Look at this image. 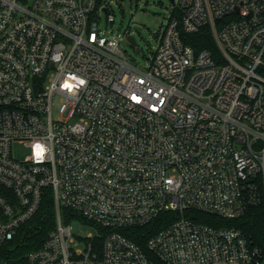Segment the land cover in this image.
<instances>
[{
    "label": "built area",
    "instance_id": "1",
    "mask_svg": "<svg viewBox=\"0 0 264 264\" xmlns=\"http://www.w3.org/2000/svg\"><path fill=\"white\" fill-rule=\"evenodd\" d=\"M172 6L140 68L103 35L108 0H0V249L46 191L55 207L40 246L0 264H264L240 230L185 216L264 202V0ZM202 28L216 54L182 40ZM167 214L145 249L122 233Z\"/></svg>",
    "mask_w": 264,
    "mask_h": 264
},
{
    "label": "trees",
    "instance_id": "2",
    "mask_svg": "<svg viewBox=\"0 0 264 264\" xmlns=\"http://www.w3.org/2000/svg\"><path fill=\"white\" fill-rule=\"evenodd\" d=\"M182 40L196 51L207 49L216 54L215 45L208 28H202L193 35H182ZM61 215L65 221L76 220L84 222L78 215L68 210L62 209ZM185 216L198 223L215 228L227 227L238 229L245 235L249 244L257 248L264 255V202L250 207L243 216L233 220H224L196 211H189ZM174 218L175 216L172 214L162 215L148 226L127 229L122 231V233L141 246L142 249H145L147 240L158 231L166 228L168 222ZM54 220L55 207L53 198L50 191H46L37 213L19 229L12 242L0 249V260L16 259L40 246L50 230L53 229Z\"/></svg>",
    "mask_w": 264,
    "mask_h": 264
},
{
    "label": "rangeland",
    "instance_id": "3",
    "mask_svg": "<svg viewBox=\"0 0 264 264\" xmlns=\"http://www.w3.org/2000/svg\"><path fill=\"white\" fill-rule=\"evenodd\" d=\"M108 2L114 15V23L108 28L105 14H101L100 25L103 35L118 39V49L131 64L147 68L157 45V36L173 12V6L168 0H108ZM127 36L135 38L136 47L128 43ZM136 48L140 51L135 55ZM15 152L18 157L26 153L22 149H17ZM64 222L73 223L65 219ZM89 234L95 236L97 230L88 225L79 224L78 235L84 238Z\"/></svg>",
    "mask_w": 264,
    "mask_h": 264
},
{
    "label": "water",
    "instance_id": "4",
    "mask_svg": "<svg viewBox=\"0 0 264 264\" xmlns=\"http://www.w3.org/2000/svg\"><path fill=\"white\" fill-rule=\"evenodd\" d=\"M168 1L170 2L171 5L174 4V0H168ZM143 12H146V10H143ZM124 34H125V32H124ZM126 39H127L128 43H129L132 47H136V41H135V38H134L133 36H127ZM139 51H140V49H139V48H136V49H135V55L138 54Z\"/></svg>",
    "mask_w": 264,
    "mask_h": 264
}]
</instances>
